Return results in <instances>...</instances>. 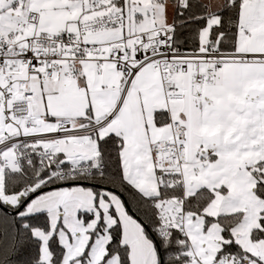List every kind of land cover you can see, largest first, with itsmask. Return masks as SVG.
Returning <instances> with one entry per match:
<instances>
[{
    "label": "snow or ice",
    "instance_id": "snow-or-ice-1",
    "mask_svg": "<svg viewBox=\"0 0 264 264\" xmlns=\"http://www.w3.org/2000/svg\"><path fill=\"white\" fill-rule=\"evenodd\" d=\"M0 264H264V0H0Z\"/></svg>",
    "mask_w": 264,
    "mask_h": 264
}]
</instances>
